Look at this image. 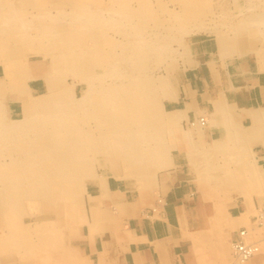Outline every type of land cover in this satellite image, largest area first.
<instances>
[{
	"label": "rangeland",
	"instance_id": "1",
	"mask_svg": "<svg viewBox=\"0 0 264 264\" xmlns=\"http://www.w3.org/2000/svg\"><path fill=\"white\" fill-rule=\"evenodd\" d=\"M9 1L11 0H5L4 5L10 7L0 9V16L7 14L8 18H10L9 20L11 21L8 20L7 16L5 19V16L3 18L0 17V20L2 19V23H0V37L2 36L1 39L4 40L3 42L5 44L8 42L6 44L8 48L7 50L11 49L14 52L22 53V58H24L25 62L29 63L28 66H30L27 71V74H29L30 78L28 79L26 74L25 77L22 76L23 80L20 77L17 78V81H14L15 83L9 82L7 84V86H9V89L7 90L6 88V92H3V95H1L2 97H0V256H2L3 253L8 252V255L10 257L18 258L20 262L24 260L26 264H86L85 261H83L81 257L77 255L73 250H71L72 248L69 247V234L71 229L77 224V218L80 217L81 213H79L78 208H80V212L83 209L82 196H84L88 190V186L85 184V181L89 176L95 174L96 171H99V167L97 169L95 168V166L101 164L103 158L107 159L111 156L114 157V159L118 160L122 158V155H124L125 158L123 157L122 159L126 160V162L128 161V168L131 167L135 160H137V164L150 161V156H152V154H159L160 152L164 151L167 145H170L166 140L167 129L168 131L170 129L171 132L177 130L169 123V120H171L168 116L170 115L168 113L169 106L168 108L166 106L168 95H164L161 86H159L157 83H155L156 86L151 83L149 85L150 87L146 86V84L144 83V85L141 84L140 87L137 86V89L135 88L136 90L132 89L133 92L135 91V94H138L136 98V100L140 103V105H138V114L140 113L139 116L141 117L142 115L144 116L142 117V119L141 117L139 118V120L141 119V121L138 120L136 123H129L130 120H127V122L122 118L121 112L124 107L122 103H119V101H122L121 98L124 99L125 96L124 94L122 95L120 93L123 92L122 90H124L127 84H130V82H128V79H131V81L136 83L137 85L142 82L138 80V76L136 75L135 69L137 67V64L139 62L140 64H142L137 69L140 71L141 68L142 72L146 68H154L151 71V74H149L151 75V78L153 77L157 79L161 78L162 76L165 78L170 73L173 66L175 67L180 65L182 59L184 58L181 53L188 52L190 45L200 40H204L207 38L213 40V38L217 39L218 37H223L225 40H229V38L232 37L236 40H239L240 38L243 40H245L244 38L254 40L261 39L264 42V24H262L264 23V0H243L244 7L239 10H237V8L234 6L233 0H120L119 2H122L120 3V7H118V1H115V3L117 2L118 4L116 3L115 5H113L114 0H112V3L111 0H46L47 2L45 0H35V2L34 0H12L11 3ZM21 1L23 3H21ZM1 3L2 2H0V5ZM111 5L113 11L110 10ZM107 6L109 9L107 8ZM105 8L108 9V12H105V10H107ZM9 9L10 11H8ZM1 11L4 12L2 13ZM11 11L12 13L15 12L14 14L16 16L12 14ZM114 11H116V14H114ZM21 13L22 15H20ZM37 13L40 14L38 15ZM121 14H123V17ZM128 16L133 18L131 19ZM103 18H105L106 20ZM261 19L263 21H261ZM14 20L16 21L13 23L12 21ZM256 21L259 24H257ZM4 25H6L7 27ZM133 29L135 31H132ZM137 30H139L140 33L137 32V34H135ZM249 31H261V33L259 34V36L249 37V35L247 34V32ZM22 33L23 35H21ZM126 34L128 35V39L126 41L127 43H123ZM18 35L20 36V38H18ZM36 35L42 37H40L39 39V37ZM7 38L9 40H7ZM14 38H18V40ZM149 40L152 43L154 42V40H156V42L158 43L156 44L157 46H159L158 49L154 48V43V50L150 51V55L148 53L147 45ZM159 42L162 44H160ZM36 43H38L39 45ZM57 43L60 45L58 46ZM136 43H138L139 45ZM50 44L51 47L49 46ZM122 44H126L127 46L123 48V46H121ZM133 45L135 47L141 46L143 49L141 48V50L139 51L140 53H142L137 56V60L132 67L130 65L131 60L128 59L124 53L130 52V50L126 51L127 47L129 46L130 49V47ZM69 46L71 51L69 50ZM34 47H36V50L38 49L37 52L36 50L34 51ZM38 47L40 48V50ZM47 47L50 49H48ZM57 47L59 49L61 48L60 51ZM19 49L21 52H18ZM44 51H48L51 53L53 52V56H45ZM114 51L117 52L115 53ZM110 52H114L112 55L113 57L109 55L111 54ZM69 55L72 57H68ZM178 56H180V58ZM54 58L56 61L55 64L57 65V63H59L56 67L52 66V61L54 62ZM116 61L118 62V64H115ZM150 64L151 66L148 68V66L146 65ZM77 66L78 68H76ZM37 69H39L42 73V76H37L41 77L44 76L43 72L47 73L48 71L49 73L54 74L55 71L59 70L57 72V75L55 74L57 81H52L51 83L52 85H54L53 88L46 89L45 83L42 79L36 81L34 80L35 77H37ZM94 70H96L97 73H95L96 71L94 72ZM75 72L78 75H76ZM101 72L104 73L101 74ZM79 74L83 75V77L81 76V78ZM91 74H93L92 77ZM106 75L107 82L100 83L99 78L102 76L104 78V76ZM145 75L148 74L145 73ZM84 76L86 77V79L88 78L87 81L84 80ZM87 76H89L91 79ZM89 83L94 84V90H91V87L89 88ZM98 83L101 85H99ZM11 84H14L12 87H14L15 90L12 89ZM21 85L27 87L26 89H23L24 91H22L28 94L25 95L29 96L30 98L32 97L31 99H36L38 98L37 96L42 97L46 100V104L24 105L21 111V105L17 103L18 106H14L13 109L16 113H18V118L21 117V113L30 114L31 112V114H33L31 117H34L35 119L30 121L29 127L28 125H26V128H22L20 126L21 128L17 129V131H20L19 133H17L19 136H3L2 134H8V132H12V127H15L19 123L17 121H14L8 115L10 112L9 103H11V100H13V98L18 100L15 97H18L19 94L17 95L16 93L21 91L20 89H16V86L17 88H21ZM107 85L110 86L107 89V92H112L111 97L114 98L112 100L107 99L106 96H110L108 93H106L107 95H104L105 97H99V95H101L100 93L104 91V88L105 86L107 87ZM36 86H39L40 89H34V87ZM96 89L99 94H97V92L95 91ZM118 89H120L121 91L118 92L119 94H117ZM66 91L68 92V94ZM129 92H131V90H129ZM93 93L95 94L93 95ZM82 96L83 98H81ZM60 97H62L63 100ZM72 98L74 99L73 102ZM86 98L88 102H86ZM93 98L94 100H96V102H94ZM56 99H59V101H61L62 103L57 101ZM54 100L58 103H55ZM75 100H77L76 102L78 103V105ZM97 100L98 102H100L98 103ZM83 101H85L86 103H84ZM114 101H117L118 104H116L117 102L115 103ZM59 104L62 105V107H60ZM92 105L94 107H92ZM100 106L102 108L105 107L103 108L104 110ZM55 107H59V110H62L61 112L63 113L72 110H75L79 113H73L72 111V113L70 112V117L75 116L74 118L69 119L67 115L69 120L66 119V116L65 121L59 120L57 122L58 130H56L57 127H55V124H53L50 119V117L54 115V117H60V113L58 112L59 110L58 108L55 109ZM107 107L109 109H107ZM114 117H121V119H117V121L116 119H112ZM70 120H72V122ZM68 121L70 122V124L67 123ZM117 122H120L119 124H122V127L118 126L119 128H123V125L127 123V125L132 124L131 126H133V129L131 127L125 128L122 131H119V134L122 132L120 135L118 134V132L113 130V132H110L111 130L106 131L108 125L114 123L115 124L112 125V127L116 128L115 126H117ZM138 122L144 125L142 126ZM77 123H79L78 126ZM73 124H75V127L77 126V128H73ZM101 125L102 128L106 130L102 129ZM63 127L65 130H63ZM112 127H110V129H112ZM22 129L25 131H22ZM60 131L62 134H60ZM127 132L128 134L130 132L131 135L129 134L127 136L126 134V136H124V134ZM70 134H72V136H70ZM100 134H102L103 136ZM114 134L116 135V137H114ZM66 135L67 137H65ZM111 135L113 136L112 138ZM61 137H63V139H61ZM52 141L53 143L55 141L57 143L55 142L53 144L51 143ZM72 143L73 146L70 145ZM124 143H126V145L128 146L126 148V153L124 151ZM51 144H53V146ZM106 147L108 150L106 149ZM103 148L105 150H103ZM111 148L113 149V151ZM74 149L76 151H74ZM119 149H123L122 155L120 154L121 150ZM52 150L54 151V153H56L58 150L59 152H61V154L59 152L56 153L59 154V158L56 154L54 155V153H52ZM84 150H86L88 153ZM32 151L35 153V156ZM68 151L71 153H69ZM37 152L40 155H38ZM67 152L69 153V156L67 155ZM50 156L52 159H50ZM85 156L86 158L88 156V160L84 159ZM53 158L57 159L58 162L56 160H53ZM129 158H131V160H129ZM144 158L148 159L144 160ZM36 160H38L39 164ZM45 160L49 161L46 162ZM60 160H64L62 161L64 163H62ZM54 162L56 163V165L52 164ZM123 162L125 163V161ZM69 164L72 168L69 169L68 167H66L68 168L66 173L63 172V170L65 171L66 168H60V166H68ZM45 165L50 166V168L47 167L46 169ZM74 165H76V167ZM33 166H35L34 169ZM51 166H54V171H52L53 169L51 168ZM132 168L133 167H131V169ZM48 170H50L51 172H48ZM82 171H85V174ZM38 172L39 174H37ZM41 172L43 173L42 175ZM54 172L55 175L56 173L58 175L55 176ZM80 172H82V174ZM60 173H63L61 174L62 178H60L61 182L59 181L60 179H58L60 177ZM70 177L71 181L69 179ZM67 180L70 181L71 184L73 180L76 181L74 182L76 183V186L77 183H81L82 180L83 186H81V189H84V193L83 195H81V198H78L76 197V194L73 195V193H71L72 189L73 191L76 190V186H74V184H67L69 183ZM48 181L50 182V186ZM62 181L64 182L62 183ZM61 183L63 186L60 185ZM68 188L71 193H69L72 197L71 199H68L69 196L67 194L69 191L66 192ZM36 189L38 190L36 191ZM73 201L74 203L70 204V202ZM7 212L10 213L8 214ZM263 212L264 210H262V214ZM14 213H16L15 216ZM25 213L27 215H25ZM260 213L261 211L257 214L256 222L254 223V225L252 227H248V229L243 230L252 229V234L248 233L246 242L249 244H255L259 247L257 264H264V225L260 226L257 223V219L259 218L258 215H260ZM5 214L7 217L5 216ZM8 217L9 219H6ZM52 217H56V223H59V221H62L63 223V225H61L63 227L62 230H57V228H55V230L57 231L56 235H53V233L51 232L49 233L48 230V233H44V231H46L45 229L48 228L49 225L40 226V224H38V222L43 220H52ZM10 218L13 222L10 221ZM14 220L16 223L14 222ZM36 228H44V231L42 233H39L40 230H36ZM231 255L234 257V255L232 254V249L229 245V250L227 252H224L219 259L220 264H238L236 258H233ZM252 262L253 260L246 264H250Z\"/></svg>",
	"mask_w": 264,
	"mask_h": 264
},
{
	"label": "crops",
	"instance_id": "2",
	"mask_svg": "<svg viewBox=\"0 0 264 264\" xmlns=\"http://www.w3.org/2000/svg\"><path fill=\"white\" fill-rule=\"evenodd\" d=\"M217 39L191 44L167 75L170 145L128 172L110 155L85 181L69 247L86 264H220L264 210V42ZM201 116L203 128L189 127ZM0 264L26 262L2 255Z\"/></svg>",
	"mask_w": 264,
	"mask_h": 264
},
{
	"label": "bare ground",
	"instance_id": "3",
	"mask_svg": "<svg viewBox=\"0 0 264 264\" xmlns=\"http://www.w3.org/2000/svg\"><path fill=\"white\" fill-rule=\"evenodd\" d=\"M12 1V0H11ZM11 1H9L10 3H11ZM46 1V0H45ZM49 1V0H48ZM109 1V0H108ZM115 1H118V7H120V3H122V2H119L120 0H114V4L113 5H115L116 3H115ZM133 1V0H132ZM0 2H2L1 3V5H0V9H5L7 6H5L4 4H5V0H0ZM34 2H35V0H34ZM38 2V1H37ZM47 2V1H46ZM52 2V1H51ZM19 3V2H18ZM21 3H23L22 1H21ZM110 3V2H109ZM111 3H112V0H111ZM46 4V3H45ZM125 4V3H124ZM20 5V4H19ZM109 5V4H108ZM38 6V5H37ZM126 6V5H125ZM10 6H8L7 8H9ZM12 7V6H11ZM110 7V6H109ZM46 8V7H45ZM107 8H108V6H107ZM107 8H105V9H107ZM133 8V7H132ZM19 9V8H18ZM98 9H100V8H98ZM105 9H103V10H105ZM109 9V8H108ZM108 9L107 10H105V12L107 11L108 12ZM113 9H114V7H113ZM146 9V8H145ZM23 10V9H22ZM21 10V11H22ZM110 10H112V5H111V9ZM148 10V9H147ZM8 11H10V9L8 10ZM18 11V10H17ZM39 11V10H38ZM102 11V10H101ZM113 11V10H112ZM124 11H125V9H124ZM2 12V11H1ZM4 12V11H3ZM2 12V13H3ZM40 12H42V11H40ZM44 12V11H43ZM102 12H104V11H102ZM104 12V13H105ZM115 12V13H114ZM113 13L114 14H116V11H114ZM148 12H150V11H148ZM10 13V12H9ZM11 13H12V11H11ZM15 12H13L12 14H14ZM18 13V12H17ZM113 13H111V14H113ZM121 13V12H120ZM151 13H152V11H151ZM38 14V13H37ZM40 14V13H39ZM38 14V15H39ZM118 14H119V11H118ZM11 15V14H10ZM15 15V14H14ZM20 15H22V13L20 14ZM25 15H27V14H25ZM122 15V17H123V14H121ZM5 16V17H4ZM6 16H7V18H8V15L6 14V15H1L0 17H4V19L6 18ZM16 16V15H15ZM117 16V15H116ZM262 16V15H261ZM22 17H24V16H22ZM21 17V18H22ZM119 17H120V15H119ZM129 17V16H128ZM87 18V17H86ZM93 18V17H92ZM129 18H131V17H129ZM133 18V17H132ZM131 18V19H132ZM260 18H262V17H260ZM10 18H8V20H9ZM14 19V18H13ZM103 19H105V18H103ZM123 19V18H122ZM137 19V18H136ZM254 19V18H253ZM2 20V19H1ZM1 20H0V23H2L1 22ZM91 20V19H90ZM89 20V21H90ZM96 20V19H95ZM95 20H94V22H95ZM106 20V19H105ZM108 20V19H107ZM256 20H257V17H256ZM9 21H11V20H9ZM16 20H14V21H12L13 23L15 22ZM104 21V20H103ZM102 21V22H103ZM131 21V20H130ZM252 21H254V20H252ZM252 21H250V22H252ZM261 21H263L262 19H261ZM257 22V21H256ZM4 23V22H3ZM97 23V22H96ZM95 23V24H96ZM252 24V23H251ZM257 24H259L258 22H257ZM261 24V23H260ZM262 24H264V23H262ZM126 25V24H125ZM138 25H140V24H138ZM2 26V25H1ZM4 26H6V25H4ZM7 27V26H6ZM9 27V26H8ZM127 27V26H126ZM138 28V27H137ZM141 28V27H140ZM4 29V28H3ZM14 29V28H13ZM12 29V30H13ZM105 29H106V27H105ZM114 29V28H113ZM139 29V28H138ZM6 30V29H5ZM15 30H16V28H15ZM150 30V29H149ZM4 31V30H3ZM19 31V30H18ZM132 31H135L134 29L132 30ZM146 31V30H145ZM0 32H1V30H0ZM123 32H124V30H123ZM137 32L138 33H140L139 32V30H137L136 31V33L135 34H137ZM151 32V31H150ZM9 33V32H8ZM130 33V32H129ZM152 33V32H151ZM4 34V33H3ZM134 34V35H135ZM0 35H1V33H0ZM8 35V34H7ZM20 35V34H19ZM18 35V36H19ZM21 35H23V33L21 34ZM60 35V34H59ZM140 35V34H139ZM141 35H142V33H141ZM140 35V36H141ZM5 36V35H4ZM10 36V35H9ZM15 36V35H14ZM17 36V37H18ZM36 36H38V35H36ZM127 34H126V37H124V42L123 43H127L126 41H127ZM139 36V37H140ZM150 36V35H149ZM2 37V36H1ZM1 37H0V62H1V64L3 65V74H2V77L0 78V97H2L1 95H3L2 93L3 92H6L5 90H6V88H7V90L9 89L8 87L9 86H7V84L10 82H13V83H15L14 81H17V78H22V80H23V77L22 76H24L25 77V75L27 74V71H28V68L30 67V66H28L29 65V63H27V62H25V59L24 58H22V53H17V52H14V51H12L11 49L10 50H7L8 48H7V46H6V44L8 43H4L3 41V39H1ZM39 37V36H38ZM40 37H42V36H40ZM40 37H39V39H40ZM46 37V36H45ZM138 37V38H139ZM5 38V37H4ZM18 38H20V36L18 37ZM18 38H14V39H17L18 40ZM37 38V37H36ZM44 38V37H43ZM43 38H42V40H43ZM152 38H154V37H152ZM7 40H9L8 38H7ZM6 40V41H7ZM13 40V39H12ZM144 40H145V38H144ZM144 40H142V41H144ZM158 40V39H157ZM15 41V40H14ZM147 41H148V39H147ZM164 41V40H163ZM162 41V42H163ZM37 42V41H36ZM55 42H56V40H55ZM117 42V41H116ZM129 42V41H128ZM136 42V41H135ZM161 42V41H160ZM159 42V43H160ZM11 43V42H10ZM28 43V42H27ZM43 43V42H42ZM131 43V42H130ZM143 43V42H142ZM147 43V42H146ZM145 43V44H146ZM155 43V47H154V44ZM157 42H156V40H154V42L152 43V42H150V40H149V42L147 43V45H148V53H149V55H150V51L151 50H154L153 49V47L154 48H159V46H157V44H156ZM13 44V43H12ZM36 44H38V43H36ZM47 44V43H46ZM54 44V43H53ZM58 44V43H57ZM118 44V43H117ZM133 44V43H132ZM136 44H138V43H136ZM135 44V45H136ZM160 44H162V43H160ZM39 45V44H38ZM43 45V44H42ZM56 45V44H55ZM60 44H58V46H59ZM139 45V44H138ZM21 46V45H20ZM23 46V45H22ZM26 46V45H25ZM41 46V45H40ZM39 46V47H40ZM47 46V45H46ZM50 47H51V44L49 45ZM121 46H123V48L124 47H126L127 45L126 44H122ZM160 46H162V45H160ZM163 46H164V44H163ZM166 46V45H165ZM29 47V46H28ZM38 47V48H39ZM45 47V46H44ZM144 47H145V45H144ZM170 47V46H169ZM23 48H25V47H23ZM32 48V47H31ZM35 48V49H34ZM33 49H34V51L36 50V47H34ZM46 48V47H45ZM48 48V47H47ZM58 48V47H57ZM140 48V49H139ZM141 46L139 47V46H131L130 47V49H129V46L127 47V50L126 51H128V50H130V52H125L124 54L126 55V57L128 58V59H130L131 61V63H130V65L133 67V65L135 64V62H136V60H137V56H139L141 53L139 52L140 50H141ZM168 48V47H167ZM48 49H50V48H48ZM61 49V48H60ZM60 49L58 48V50L60 51ZM64 49V48H63ZM143 49V48H142ZM191 49V48H190ZM32 50V49H31ZM38 50V49H37ZM37 50H36V52H37ZM39 50H40V48H39ZM42 50H44V49H42ZM41 50V51H42ZM67 50V49H66ZM69 50L71 51V49H70V46H69ZM77 50V49H76ZM78 50H80V49H78ZM118 50V49H117ZM146 50V49H145ZM171 50V49H170ZM28 51H29V49H28ZM51 51V50H50ZM55 51V50H54ZM56 51H57V49H56ZM58 51V52H59ZM110 51V50H109ZM121 51V50H120ZM183 51V50H182ZM18 52H21L20 51V49L18 50ZM32 52V51H31ZM30 52V53H31ZM40 52V51H39ZM63 52V51H62ZM76 52V51H75ZM115 52V51H114ZM113 52V53H114ZM117 52V51H116ZM115 52V53H116ZM170 52V51H169ZM173 52V51H172ZM60 53V52H59ZM85 53V52H84ZM111 54H109V55H113V53L112 52H110ZM178 53V52H177ZM176 53V54H177ZM86 54V53H85ZM187 54V52H182L181 53V55L183 56V57H185V55ZM44 55L45 56H48V55H50V56H53V52L51 53V52H45L44 51ZM262 55V54H261ZM37 56V55H36ZM41 56V55H40ZM44 56V57H45ZM66 56V55H65ZM166 56V55H165ZM55 57V56H54ZM62 57V56H61ZM68 57H72V56H68ZM76 57H77V55H76ZM113 57V56H112ZM179 58H180V56H178ZM29 58V57H28ZM43 58V57H42ZM51 58V57H50ZM53 58V57H52ZM63 58V57H62ZM165 58V57H164ZM172 58V57H171ZM67 59V58H66ZM126 59V58H125ZM176 59V58H175ZM72 60V59H71ZM158 60V59H157ZM161 60V59H160ZM162 60H163V58H162ZM180 60V59H179ZM183 60H185V59H183ZM67 61H69V60H67ZM74 61V60H73ZM72 61V62H73ZM126 61V60H125ZM129 61V60H128ZM262 61V60H261ZM69 62H71V61H69ZM159 62V61H158ZM56 63V61H55V58H54V62L52 61V66L54 67H56V66H58V64L59 63H57V65L55 64ZM63 63V62H62ZM115 64H118V62L116 61V63ZM129 65V64H128ZM142 64H140V62L137 64V67H136V75L138 76V80L139 81H142V82H140L139 83V85H137L136 83H134V82H132L131 81V79H128L129 81L128 82H130V84H127L126 85V87L124 88V90H122L123 92H121L120 91V89H118V91H117V94H119L118 92L120 91L121 93L120 94H124V99L123 98H121L122 99V101H119V103L121 104L122 103V105H123V107H124V109L122 110V112H121V116H122V118L123 119H125L126 121L127 120H130V122L129 123H136L138 120H139V118L141 117V116H139L140 115V113L138 114V105H140V103L136 100V98H137V96H138V94L136 93L135 94V91L133 92V90L136 88L137 89V86H139L140 87V85L142 84V85H144V83L146 84V86H148V87H150L149 85L151 84V83H153L154 85H155V83H157L159 86H161V89H162V91H163V93H164V95H168L169 96V94L171 93V91L169 92V88H168V85H167V76L164 78L163 76L161 77V78H157V79H155V78H151V75H149V74H151V71L154 69V68H149L150 66H151V64L150 65H146V66H148V68L149 69H145L143 72L141 71V68H140V71L139 70H137L138 69V67L139 66H141ZM75 66H76V64H75ZM71 68H72V66H71ZM76 68H78V66L76 67ZM75 68V69H76ZM143 68H145V67H143ZM55 69V68H54ZM74 69V70H75ZM70 70V69H69ZM83 70V69H82ZM93 70V69H92ZM59 70H57V71H55L54 72V74H51V73H49L48 71H47V73L46 72H43V74H44V76L43 77H41V76H37V74H36V76L37 77H35V81L36 80H39V79H42L43 81H44V83H45V88L46 89H50V88H53L54 87V85H52L51 83H52V81L53 82H55V81H57V78H56V76H55V74L57 75V72H58ZM96 70H94V72H95ZM71 72V71H70ZM77 72V71H76ZM75 72V73H76ZM93 72V71H92ZM95 73H97V71L95 72ZM99 73V72H98ZM102 73H104V72H101V74ZM145 73H147L148 75H145ZM18 74V75H17ZM70 74V73H69ZM82 74V73H81ZM94 74V73H93ZM93 74H91V77H92V75ZM74 75V74H73ZM76 75H78L77 73H76ZM80 75V74H79ZM83 77V75H80V77ZM90 76V75H89ZM89 76H87V77H89ZM96 76V75H95ZM98 76V75H97ZM100 76V75H99ZM73 77V76H72ZM80 77H78V78H80ZM81 77V78H82ZM85 77V76H84ZM27 78L29 79L30 78V76H29V74H27ZM76 78V77H75ZM90 78V77H89ZM48 79H50V80H48ZM88 79V78H87ZM87 79H86V77H85V79L84 80H86L87 81ZM91 79V78H90ZM95 79V78H94ZM100 79V83H105V82H107V75L106 76H104V78H103V76L102 77H100L99 78ZM153 79V80H152ZM21 80V81H22ZM80 80V79H79ZM92 81H93V79H92ZM23 83V82H22ZM42 83V82H41ZM125 83V82H124ZM24 84V83H23ZM38 84V83H37ZM86 84V83H85ZM90 84V83H89ZM99 84V83H98ZM14 84H11V87L13 86ZM16 85V84H15ZM25 85H26V83H25ZM99 85H101V84H99ZM20 86V85H19ZM22 86V85H21ZM63 86V85H62ZM73 86V85H72ZM80 86V85H79ZM87 86V85H86ZM156 86V85H155ZM10 87V88H11ZM65 87V86H64ZM91 87V88H90ZM93 87H94V84H90L89 85V88L91 89V90H94L93 89ZM96 87V86H95ZM103 87V86H102ZM110 86H108L107 85V87L105 86V88H104V91L102 92V93H100L101 95H99V97H102V96H104L106 93H108L107 92V89L109 88ZM27 87H25V86H22L21 88H17V86H16V89H20L21 91L20 92H17L16 94L18 95V97H15V98H17L18 100V102H20V104H21V107H23L24 105H29V104H42V105H45L46 104V100L44 99V98H42V97H39V96H37L38 98H36V99H31L29 96H27L28 94L27 93H25V92H22V91H24L23 89H26ZM116 88V87H115ZM117 88H119V87H117ZM12 89H14V87H12ZM99 89V88H98ZM102 89V88H101ZM131 90V92H129V90ZM133 89V90H132ZM135 89V90H136ZM140 89V88H139ZM15 90V89H14ZM13 90V91H14ZM73 90V89H72ZM89 90V89H88ZM87 90V91H88ZM91 90H90V92H91ZM12 91V90H11ZM18 91V90H17ZM46 91V90H45ZM64 91V90H63ZM69 91V90H68ZM96 92H97V89L95 90ZM106 91V92H105ZM67 92V91H66ZM94 92V91H93ZM15 93V92H14ZM58 93H59V91H58ZM65 93V92H64ZM74 93V92H73ZM25 94H27V95H25ZM55 94H57V93H55ZM54 94V95H55ZM61 94V93H60ZM63 94V93H62ZM67 94H68V92H67ZM70 94V93H69ZM85 94V93H84ZM95 93H93V95H94ZM97 94H99L98 92H97ZM110 96H106L107 97V99H110V100H112V99H114L113 97H111V95H112V92H110V93H108ZM141 94V93H140ZM107 95V94H106ZM145 95V94H144ZM143 95V96H144ZM172 94H170V99H171V96ZM26 96V97H25ZM72 96V95H71ZM91 96H92V94H91ZM146 96V95H145ZM144 96V97H145ZM55 97V96H54ZM86 97V96H85ZM85 97H84V100H85ZM88 97V96H87ZM90 97V96H89ZM98 97V98H99ZM105 97V96H104ZM147 97V96H146ZM56 98V97H55ZM58 98V97H57ZM60 98H62V97H60ZM59 98V99H60ZM81 98H83V96L81 97ZM126 98V99H125ZM168 98V99H169ZM14 99V98H13ZM59 99H56L57 101H59ZM78 99V98H77ZM100 99V98H99ZM105 99V98H104ZM1 100V99H0ZM52 100V99H51ZM62 100H63V98H62ZM83 100V99H82ZM81 100V101H82ZM93 100H94V98H93ZM101 100V99H100ZM12 101V100H11ZM53 101V100H52ZM57 101H55L54 100V102L55 103H58ZM71 101V100H70ZM74 101V99L72 98V102ZM77 100H75V102H76ZM80 101V102H81ZM108 101V100H107ZM59 102H61V101H59ZM65 102V101H64ZM71 102V103H72ZM74 102V103H75ZM79 102V101H78ZM84 103H86V102H88V100H87V98H86V102L85 101H83ZM91 102H92V99H91ZM94 102H96V100H94ZM97 102H98V100H97ZM100 102V101H99ZM98 102V103H99ZM115 103L117 102V101H114ZM52 103V102H51ZM62 103V102H61ZM77 103V102H76ZM107 103V102H106ZM113 103V102H112ZM112 103H111V105H112ZM54 104V103H53ZM67 104H68V102H67ZM93 104V103H92ZM116 104H118V102L116 103ZM145 104V103H144ZM60 105V104H59ZM70 105V104H69ZM74 105V104H73ZM77 105H78V103H77ZM101 105V104H100ZM57 106V105H56ZM68 106V105H67ZM72 106V105H71ZM60 107H62V105H60ZM92 107H94L93 105H92ZM98 107V106H97ZM101 107V106H100ZM56 108H58V110H59V107H55V109ZM102 108V107H101ZM100 108V109H101ZM103 108H105V107H103ZM102 108V109H103ZM54 109V108H53ZM53 109H52V111H53ZM63 109V108H62ZM73 109V108H72ZM97 109V108H96ZM107 109H109L108 107H107ZM67 110V109H66ZM71 110V109H70ZM104 110V109H103ZM57 111V110H56ZM62 111V110H61ZM60 110L58 111L59 113H60V117H54V116H52V117H50V119H51V122H53V124H55V127H57L58 126V124H57V122L60 120V121H65L66 119L67 120H69V119H71V118H74L75 116H73V117H70V114L72 113V111H66V112H61ZM95 111V110H94ZM99 111V110H98ZM100 111H102V110H100ZM108 111V110H107ZM107 111H105V112H107ZM143 111V110H142ZM71 112V113H70ZM97 112V111H96ZM109 112H110V110H109ZM140 112V111H139ZM16 113V112H15ZM63 113V114H62ZM73 113H79V112H76L75 110L73 111ZM99 113V112H98ZM171 113V112H170ZM169 113V114H170ZM172 113H174V112H172ZM178 113V112H177ZM177 113H176V115H177ZM1 114H3V113H1ZM36 114V113H35ZM55 114V113H54ZM100 114V113H99ZM117 114V113H116ZM175 114V113H174ZM17 115V114H16ZM24 115H25V117H24ZM33 114H31V112H30V114H22L21 113V117L20 118H18V119H13L14 121H17V122H19L15 127H12V129H11V131L12 132H8V134H2L3 136H14V137H16V136H19L17 133H19L20 131H17V129L18 128H26L27 126L26 125H28V127H29V125H30V121L31 120H34L35 118L34 117H31ZM58 115V114H57ZM62 115V116H61ZM67 115H68V117H69V119H68V117H67ZM170 115H172V116H174L173 114H170ZM170 115H168V116H170ZM40 116V115H39ZM51 116V115H50ZM67 118H66V117ZM178 116V115H177ZM177 116H176V118H177ZM142 117H144L143 115H142ZM142 117H141V119H142ZM180 116H178V118H179ZM66 118V119H65ZM104 118H106V117H104ZM49 119V120H50ZM77 119V118H76ZM112 119H121V117L120 118H118V117H114V118H112ZM141 119L139 120V121H141ZM145 119V118H144ZM172 119V118H171ZM12 120V119H11ZM78 120H79V118H78ZM124 120V121H125ZM178 120V119H177ZM3 121H4V119H3ZM71 122H72V120H70ZM118 121V120H117ZM121 121H123V120H121ZM120 121V122H121ZM125 121V122H126ZM77 122V121H76ZM82 122V121H81ZM120 122H117V126H115L116 128H114V127H112V125H114V124H111V125H108V127H107V130L106 129H104V128H102V125H101V128L102 129H104V130H106V131H109V130H111L110 132H113V131H116V132H118V134H119V131H122L123 129H125V128H128V127H131L132 129H133V126H131V125H127V123H125V125H123V128H119L120 126L122 127V124H119ZM128 122V121H127ZM62 123V122H61ZM68 124H70V122L68 121L67 122ZM139 123V122H138ZM206 121L204 120V118H202V116H201V118H199L198 120H197V122H195V123H189L188 125H189V127H196V126H200V127H204L205 125H206ZM65 124H66V122H65ZM78 124L79 123H77V126H78ZM140 125H142V123H139ZM82 125V124H81ZM144 125V124H143ZM142 125V126H143ZM21 126V127H20ZM77 126L75 127V124H73V128H77ZM103 126H105V125H103ZM119 126V127H118ZM138 126V125H137ZM110 127H112V129H110ZM49 128V127H48ZM47 128V129H48ZM53 128V127H52ZM98 128V127H97ZM117 128H119V129H117ZM140 128H141V126H140ZM201 128V129H202ZM42 129V128H41ZM116 129V130H115ZM195 129H199V128H195ZM34 130V129H33ZM45 130V129H44ZM49 130V129H48ZM53 130V129H52ZM56 130H58V127L56 128ZM63 130H65L64 129V127H63ZM113 130V131H112ZM22 131H25V130H23L22 129ZM46 131V130H45ZM73 131V130H72ZM30 132V131H29ZM103 132V131H102ZM115 132V133H116ZM148 132V131H147ZM52 133V132H51ZM51 133H49V134H51ZM122 133V132H121ZM120 133V134H121ZM33 134V133H32ZM36 134V133H35ZM34 134V135H35ZM58 134V133H57ZM60 134H62L61 133V131H60ZM103 134V133H102ZM102 134H100V135H102ZM105 134V133H104ZM119 134V135H120ZM124 134V133H123ZM126 134H127V136L130 134L131 135V133L129 132V134H128V132L127 133H125L124 134V136H126ZM1 135V134H0ZM33 135V136H34ZM53 135V134H52ZM107 135V134H106ZM105 135V136H106ZM115 135V134H114ZM39 136V135H38ZM50 136V135H49ZM70 136H72V134H70ZM103 136V135H102ZM118 136V135H117ZM122 136V135H121ZM146 136H147V134H146ZM60 137V136H59ZM65 137H67V135L65 136ZM108 137V136H107ZM113 136L111 135V138H112ZM114 137H116V135L114 136ZM109 138V137H108ZM61 139H63V137H61ZM109 140V139H108ZM70 141V140H69ZM18 142V141H17ZM56 142V141H55ZM54 142V143H55ZM102 142V141H101ZM10 143V142H9ZM43 143V142H42ZM51 143H53V141L51 142ZM53 143V144H54ZM57 143V142H56ZM65 143V142H64ZM71 143V142H70ZM99 143V142H98ZM108 143H109V141H108ZM130 143V142H129ZM128 143V144H129ZM50 144V143H49ZM53 144H51L52 146H53ZM107 144V143H106ZM70 145H72L73 146V143L72 144H70ZM85 145V144H84ZM99 145V144H98ZM109 145H110V143H109ZM119 145H120V142H119ZM39 146V145H38ZM51 146V147H52ZM97 146V145H96ZM108 146V145H107ZM112 146V145H111ZM58 147V146H57ZM61 147V146H60ZM59 147V148H60ZM128 146L126 145V143H124V148H125V153H126V148H127ZM39 148V147H38ZM54 148H55V146H54ZM45 149V148H44ZM44 149H42V150H44ZM62 149V148H61ZM64 149V148H63ZM70 149V148H69ZM106 149H107V147H106ZM112 149V148H111ZM38 150V149H37ZM41 150V151H42ZM103 150H105L104 148H103ZM108 150V149H107ZM119 150H121V155H122V153H123V149H119ZM47 151H48V149H47ZM46 151V152H47ZM53 151V150H52ZM57 151V150H56ZM72 151V150H71ZM74 151H76L75 149H74ZM78 151V150H77ZM84 151H86V150H84ZM112 151H113V149H112ZM114 151H117V150H114ZM33 152V151H32ZM36 152V151H35ZM44 152V151H43ZM45 152V153H46ZM59 152V150L56 152V153H58ZM69 152V151H68ZM67 152V153H68ZM87 152V151H86ZM179 152V151H178ZM34 153V152H33ZM38 153V152H37ZM42 153V152H41ZM49 153V152H48ZM52 153H54V151L52 152ZM56 153H54V155L56 154ZM60 154H61V152H59ZM69 153H71V152H69ZM69 153L67 154L68 156H69ZM88 153V152H87ZM100 153V152H99ZM98 153V154H99ZM38 155H40L39 153H38ZM45 155V154H44ZM48 155V154H47ZM57 156H58V158H59V154H56ZM105 155V154H104ZM31 156V155H30ZM32 156H33V154H32ZM34 156H35V153H34ZM49 156V155H48ZM61 156V155H60ZM115 156H116V153H115ZM40 157V156H39ZM65 157V156H64ZM106 157V156H105ZM124 157V155H122V158ZM49 158V157H48ZM56 158V157H55ZM55 158H53V160H56L57 161V159H55ZM61 158H62V156H61ZM69 158V157H68ZM87 158H88V156H87ZM86 158V156H85V160L87 159ZM114 158V157H113ZM122 158H120V159H118L119 161H125V163H122L123 164V166L126 168V169H124V171L125 172H128L129 170H131V168H128L129 166H125L124 164H127V162H126V160H124V159H122ZM125 158V157H124ZM22 159V158H21ZM31 159V158H30ZM39 159V158H38ZM43 159H44V157H43ZM42 159V160H43ZM50 159H52L51 158V156H50ZM63 159V158H62ZM141 159V158H140ZM146 158H144V160H145ZM148 159V158H147ZM146 159V160H147ZM170 159V158H169ZM168 159V160H169ZM34 160H35V158H34ZM69 160H70V158H69ZM88 160V159H87ZM129 160H131V158H129ZM143 160V159H142ZM151 160H152V158H151ZM150 160V161H151ZM165 160H167V159H165ZM164 160V161H165ZM25 161V160H24ZM37 162H38V160H36ZM35 161V162H36ZM46 161V160H45ZM49 160H47L46 162H48ZM61 162L62 161H64V160H60ZM59 161V162H60ZM71 161V160H70ZM75 161V160H74ZM82 161V160H81ZM80 161V162H81ZM84 161V160H83ZM103 161V160H102ZM161 161H163V160H161ZM42 162V161H41ZM58 162V161H57ZM66 162V161H65ZM93 162V161H92ZM105 162V161H104ZM153 162V161H152ZM62 163H64V162H62ZM67 163V162H66ZM150 163V162H149ZM165 163V162H164ZM38 164H39V162H38ZM53 165L55 164L56 165V163L54 162V163H52ZM76 164V163H75ZM167 164V163H166ZM165 164V165H166ZM36 165V164H35ZM49 165V164H48ZM63 165V164H62ZM81 165V164H80ZM80 165H78V166H80ZM159 165V164H158ZM157 165V166H158ZM163 165V164H162ZM40 166V165H39ZM44 166V165H43ZM46 166V169H47V167H49L50 168V166H47V165H45ZM75 167H76V165H74ZM92 166V165H91ZM160 166V165H159ZM23 167V166H22ZM27 167V166H26ZM34 167L35 166H33V169H34ZM38 167V166H37ZM66 167H68L69 169H71L72 167H71V165L69 164L68 166H60V168H66ZM104 167V166H103ZM24 168H25V166H24ZM28 168V167H27ZM51 168L53 169L54 168V166H51ZM59 168V167H58ZM68 168H66V170L64 171L63 170V172H65L66 173V171H67V169ZM92 168V167H91ZM133 168H134V166H133ZM132 168V169H133ZM135 168H136V166H135ZM134 168V169H135ZM39 169V168H38ZM41 169V168H40ZM85 169V168H84ZM149 169V168H148ZM77 170V169H76ZM88 170V169H87ZM90 170V169H89ZM50 170H48V172H49ZM52 171H54V169L52 170ZM48 172H47V175H48ZM51 172V171H50ZM57 172V171H56ZM83 172V171H82ZM82 172H80L81 174H82ZM85 172V171H84ZM83 172V173H84ZM69 173H70V171H69ZM77 173H78V171H77ZM79 173V174H80ZM9 174V173H8ZM8 174H6V175H8ZM26 174V173H25ZM32 174V173H31ZM37 174H39V172L37 173ZM43 173L41 172V175H42ZM61 174H63V173H60L59 175H60V177L58 178V179H60V178H62L61 177ZM85 174V173H84ZM5 175V176H6ZM11 175V174H10ZM13 175V174H12ZM16 175V174H15ZM20 175H21V173H20ZM23 175V174H22ZM29 175V174H28ZM54 175H55V172H54ZM56 175H58L57 173H56ZM55 175V176H56ZM73 175H74V173H73ZM72 175V176H73ZM78 175V174H77ZM124 175L125 176H128L127 174H125L124 173ZM138 175V174H137ZM257 175V174H256ZM14 176V175H13ZM55 176H53V177H55ZM64 176V175H63ZM67 176V175H66ZM71 176V177H72ZM81 176H83V175H81ZM85 176V175H84ZM39 177V176H38ZM50 177H52V176H50ZM68 177H69V175H68ZM71 177L69 178L70 179V181H71ZM74 177V176H73ZM72 177V178H73ZM47 178H48V176H47ZM67 178V177H66ZM97 178V177H96ZM36 179V178H35ZM42 179H44V178H42ZM52 179V178H51ZM58 179H55V180H58ZM68 179V180H69ZM74 179V178H73ZM244 179V178H243ZM49 180V179H48ZM67 180V181H68ZM75 180V179H74ZM73 180V182H72V184H74V186H76V183H74V182H76V181H74ZM43 181V180H42ZM60 182H61V179L59 180ZM67 181H65V182H67ZM70 181H68L69 183H67V184H71L70 183ZM78 181V180H77ZM259 181V180H258ZM34 182H35V180H34ZM49 182V181H48ZM47 182V183H48ZM64 181H62V183H63ZM244 182V181H243ZM260 182V181H259ZM62 183L60 184L61 186H63L62 185ZM43 184V183H42ZM65 184V183H64ZM71 184V185H72ZM34 185V184H33ZM39 185H40V183H39ZM49 186H50V182H49ZM73 186V187H74ZM81 186H83V184H82V180H81V183L80 182H78L77 183V186H76V190H74L73 191V189H72V192L71 193H73V195L74 194H76V197H78V198H81V195H83V193H84V189L82 188L81 189ZM36 187H38V186H36ZM43 188H44V186H43ZM67 188V187H66ZM81 190H80V189ZM38 189H36V191H37ZM5 191H7V190H5ZM69 191V188H68V190L66 191V192H68ZM49 192H50V190H49ZM34 193V192H33ZM52 193V192H51ZM70 191L68 192V199H71L72 197L70 196ZM5 194V193H4ZM1 195H3V194H1ZM78 195H80V196H78ZM86 195V194H85ZM84 195V196H85ZM75 197V198H76ZM87 198H88V196H87ZM23 199V198H22ZM65 200H67V199H65ZM87 200V199H86ZM77 202V201H76ZM75 202V203H76ZM80 202V201H79ZM71 203H74V201L73 202H70V204ZM78 203V202H77ZM64 204H65V202H64ZM68 204H69V202H68ZM67 204V205H68ZM67 205H65V206H67ZM76 207V206H75ZM219 207V206H218ZM69 209H70V207H69ZM220 209H222V207H220ZM7 210V209H6ZM78 210H79V213H81L80 212V208H78ZM221 212H222V210H221ZM262 212V211H261ZM8 213V212H7ZM10 213V212H9ZM8 213V214H9ZM20 213V212H19ZM259 213V212H258ZM264 213V212H263ZM2 214H4V213H2ZM12 214V213H11ZM15 214L16 213H14V216H15ZM23 214V213H22ZM22 214H21V216H22ZM25 215H27L26 213H25ZM56 215H57V213H56ZM245 215V214H244ZM246 215H247V213H246ZM245 215V216H246ZM5 216H6V214H5ZM4 216V217H5ZM54 216V215H53ZM259 216V215H258ZM7 217V216H6ZM65 217V216H64ZM21 218V217H20ZM46 218V217H45ZM53 218V217H52ZM6 219H9V217L8 218H6ZM11 219V218H10ZM55 219V220H54ZM258 220V219H257ZM10 221H12V219L10 220ZM21 221V220H20ZM56 217H54L52 220H49V221H45V220H43V221H40V222H38V224H40V226L41 225H49L50 226V229H49V226H48V228H46L45 230L46 231H44V228L42 229V228H36V230H40L39 231V233H42L43 231H44V233L45 232H47L48 233V231H49V233L51 232V233H53V235L55 234H57V231L55 230V228H57V230H62V226L61 225H63V223H62V221L60 222L59 221V223H56ZM13 222V221H12ZM14 222H15V220H14ZM42 222V223H41ZM16 223V222H15ZM22 223V222H21ZM258 223V222H257ZM18 224V223H17ZM37 224V225H38ZM15 225V224H14ZM81 227V226H80ZM10 228V227H9ZM243 229V228H242ZM245 229V228H244ZM48 230V231H47ZM246 232H245V236H244V238H243V241L246 243V244H249V243H247L246 241V238H247V236H248V233H250V234H252V229L251 230H245ZM249 231V232H248ZM243 231L241 230V231H239L238 232V235H237V239L239 238V233L241 234ZM244 233V232H243ZM256 238V237H255ZM237 239H235V240H237ZM235 240H233V241H231V243H230V247H231V249H232V254H233V252H234V249H235V246H234V241ZM23 242V241H22ZM252 244V243H251ZM251 246H254V248H255V254L252 256V258H250L249 260H247V262H243V264H246V263H249V262H251L252 260H254L255 258H257V256H258V254H259V247L258 246H256L255 244H252ZM86 248V247H85ZM234 248V249H233ZM79 253V252H78ZM231 253V252H230ZM2 255H5V258H6V256H8V252H5V253H3ZM232 256V255H231ZM233 257V256H232ZM234 258V257H233ZM17 263V262H16ZM250 264H252V263H250Z\"/></svg>",
	"mask_w": 264,
	"mask_h": 264
},
{
	"label": "built area",
	"instance_id": "4",
	"mask_svg": "<svg viewBox=\"0 0 264 264\" xmlns=\"http://www.w3.org/2000/svg\"><path fill=\"white\" fill-rule=\"evenodd\" d=\"M258 225L263 226L264 225V213H260L258 216ZM243 232L240 234L239 233V238L234 241V252L233 255L236 258L238 264H242L243 262H247L252 256L255 254V248L254 246H251L252 244H246L243 241V238L245 236V230H242Z\"/></svg>",
	"mask_w": 264,
	"mask_h": 264
}]
</instances>
